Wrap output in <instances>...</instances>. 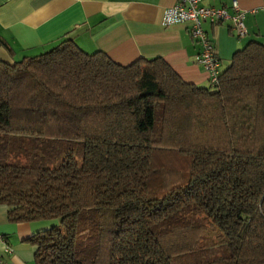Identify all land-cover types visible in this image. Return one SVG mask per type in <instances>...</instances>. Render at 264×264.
Returning <instances> with one entry per match:
<instances>
[{
  "label": "trees",
  "instance_id": "1",
  "mask_svg": "<svg viewBox=\"0 0 264 264\" xmlns=\"http://www.w3.org/2000/svg\"><path fill=\"white\" fill-rule=\"evenodd\" d=\"M0 137V205L38 227L33 264H264L261 43L208 86L68 38L0 60Z\"/></svg>",
  "mask_w": 264,
  "mask_h": 264
},
{
  "label": "crops",
  "instance_id": "2",
  "mask_svg": "<svg viewBox=\"0 0 264 264\" xmlns=\"http://www.w3.org/2000/svg\"><path fill=\"white\" fill-rule=\"evenodd\" d=\"M177 0H0V38L10 48H0V60L12 63L38 54L62 38L85 53L103 52L111 61L127 65L138 58H161L186 83L208 86L209 78L196 65L197 44L188 24L162 27V12ZM232 0H202L201 6L225 8ZM243 13L245 35H233L228 21L202 29L212 41L222 72L234 51L255 41L264 45V0H235ZM7 207L0 205V257L9 264H33V248L23 242L38 227L7 222ZM4 246L11 253L4 252Z\"/></svg>",
  "mask_w": 264,
  "mask_h": 264
},
{
  "label": "built area",
  "instance_id": "3",
  "mask_svg": "<svg viewBox=\"0 0 264 264\" xmlns=\"http://www.w3.org/2000/svg\"><path fill=\"white\" fill-rule=\"evenodd\" d=\"M201 1L177 0L173 6L162 12L160 24L162 27L188 24V35L198 46L195 63L208 75L209 83L214 85L218 76L219 60L212 41L202 29V24L205 22L216 24L228 21L233 35L237 38H242L246 34L243 24V13L238 9L235 0L231 1V14H228L223 7L211 8L201 6ZM4 252L7 254L11 253L10 249L5 246ZM0 264L9 263L0 257Z\"/></svg>",
  "mask_w": 264,
  "mask_h": 264
},
{
  "label": "rangeland",
  "instance_id": "4",
  "mask_svg": "<svg viewBox=\"0 0 264 264\" xmlns=\"http://www.w3.org/2000/svg\"><path fill=\"white\" fill-rule=\"evenodd\" d=\"M13 144V143H12ZM11 144V138L9 137H0V156L3 154V152L6 153V151L8 152H12L13 150V145ZM24 248H29L32 249V247L30 246V244L28 243H24L23 242ZM189 258L185 257L183 259V262H188Z\"/></svg>",
  "mask_w": 264,
  "mask_h": 264
}]
</instances>
